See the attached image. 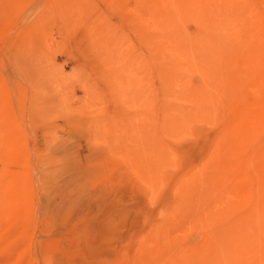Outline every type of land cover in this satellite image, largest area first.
Masks as SVG:
<instances>
[{
    "label": "rangeland",
    "instance_id": "1",
    "mask_svg": "<svg viewBox=\"0 0 264 264\" xmlns=\"http://www.w3.org/2000/svg\"><path fill=\"white\" fill-rule=\"evenodd\" d=\"M153 3L0 0V264H264V0L221 6L212 106Z\"/></svg>",
    "mask_w": 264,
    "mask_h": 264
},
{
    "label": "bare ground",
    "instance_id": "2",
    "mask_svg": "<svg viewBox=\"0 0 264 264\" xmlns=\"http://www.w3.org/2000/svg\"><path fill=\"white\" fill-rule=\"evenodd\" d=\"M154 1L157 4L156 14L158 12V14H159L158 17L160 16L159 17L160 20L162 19L161 23L159 22L161 24L160 29L161 28L164 29L163 31L166 33V35L168 34V35L178 36L177 41H179V42H177V44L174 45L175 46L174 47L175 53H178V52L183 53V51H186V52L192 51L194 53V55L196 56V62H198V64L201 65V67L202 66L204 67L205 70H203V68H202V70L206 73L203 76V78L205 80V85L198 86V89L194 91L195 97L203 99L205 102H207V104L209 106L210 105L212 106L213 103L215 102V100H213V99L216 97L215 95L213 96L211 88L214 87L215 82L217 80L216 79V74H217L216 73V65L218 63L217 38H218L219 32L220 31L222 32L220 21L222 22L223 18H220V16H221V14H223V13H221V10H223V9L221 8V6H226V4H228L229 2H232L233 0H154ZM155 3H153V4H155ZM155 6H153V7H155ZM227 7L229 8V6H227ZM154 9H153V12L155 11ZM231 10H233V9H231ZM224 11H225V7H224ZM234 14H235V12H234ZM241 14L237 13V15L239 17ZM224 15H226L228 17L227 13ZM153 16L155 17V15H153ZM235 17H236V15H235ZM228 18H230V17H228ZM156 19H157V21L154 24L158 23V21H159V19L155 17V20ZM190 19L194 20L197 24L196 31H195L196 34L193 37L183 38L180 36V35L184 36L182 33L183 32L182 25L184 24L185 21L190 20ZM241 20H242V18H241ZM225 22H226V20H225ZM246 22L244 21V24H246ZM229 23H231V21H229ZM156 26L158 27V24H156ZM236 26H237V23H236ZM238 26H240V25H238ZM157 27H156V29H157ZM242 27L244 30H246V28H249L248 26L247 27L245 26L246 28L244 26H242ZM239 28H241V26ZM243 29H240V34L243 32ZM246 31L248 32L249 30L247 29ZM247 32H245V33H247ZM237 34H239V33H237ZM237 34H236V36H237ZM219 39H221V38H219ZM154 40H155V38H154ZM224 40L225 39H223V41ZM155 44H157V43H155ZM175 58H176V55H175L174 59ZM192 63H194V62H192ZM213 89L215 90L216 88H213ZM188 93H189V91H188ZM216 162H217V160H216ZM259 210L261 211V209H259ZM218 230H219V228H218ZM223 232H224V230H223ZM225 232H229V231L227 230ZM220 233H222V231ZM212 236H214V235H212ZM263 240H264V238H263ZM205 244H206V246H204V247H206V251L204 253L201 252V254L203 253V255L201 256V259H199V261L197 260L198 262L195 261V264H196V262H197V264L198 263L199 264H221V256L222 255H221L219 248H216V246L214 247V244L212 245V243L208 242V241ZM234 249H235V247H234ZM224 251H226V250H224ZM240 251H242V250H240ZM227 253H226V255H227ZM230 253L232 255V252H230Z\"/></svg>",
    "mask_w": 264,
    "mask_h": 264
}]
</instances>
